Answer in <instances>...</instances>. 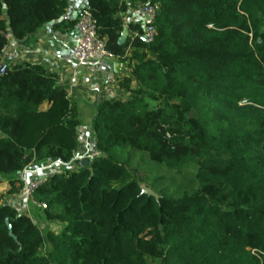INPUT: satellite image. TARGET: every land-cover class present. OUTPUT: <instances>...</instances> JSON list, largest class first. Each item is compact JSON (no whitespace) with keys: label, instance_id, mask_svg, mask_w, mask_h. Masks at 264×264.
Here are the masks:
<instances>
[{"label":"trees","instance_id":"16d2710c","mask_svg":"<svg viewBox=\"0 0 264 264\" xmlns=\"http://www.w3.org/2000/svg\"><path fill=\"white\" fill-rule=\"evenodd\" d=\"M132 1L159 4L150 43L138 24L119 41L122 0H86L106 48L128 62L133 78L120 81L127 97L95 107L100 154L35 189L46 203L35 211L59 232L0 204V264H264V0ZM67 6L0 0V59L7 34L22 41ZM78 125L55 74L38 63L9 64L0 74L6 194H19L18 174L31 162H71ZM123 153L164 167L173 184L187 180L174 190L158 188L169 176L148 185L119 160Z\"/></svg>","mask_w":264,"mask_h":264},{"label":"crops","instance_id":"0c3cea01","mask_svg":"<svg viewBox=\"0 0 264 264\" xmlns=\"http://www.w3.org/2000/svg\"><path fill=\"white\" fill-rule=\"evenodd\" d=\"M67 1V9L58 21L44 25L22 41L16 42L11 39L4 52L10 58L11 64L19 62L42 64L66 86L69 99L75 103L79 120L76 154L81 149L84 137L92 134L91 118L96 105L111 98L125 99L127 93L122 89L120 81L124 77L131 79L133 77L128 62L120 61L116 57L105 60L96 68L75 66L70 52L74 30L73 26L69 28L67 24L75 21L78 11L86 5V0ZM124 21L127 22V18H124ZM125 22L123 26L128 35V25ZM111 77L115 79L114 82L110 80ZM47 108L48 104L42 106V110ZM67 168L77 169L78 166L71 164ZM12 198L13 203L5 204L19 208L17 200L20 199V195H12ZM37 221L36 218L35 222Z\"/></svg>","mask_w":264,"mask_h":264},{"label":"built area","instance_id":"2783aa9c","mask_svg":"<svg viewBox=\"0 0 264 264\" xmlns=\"http://www.w3.org/2000/svg\"><path fill=\"white\" fill-rule=\"evenodd\" d=\"M127 11L122 16L127 18L126 25L138 24L142 29L141 38L150 43L154 40L156 30L154 19L159 10L158 3H140L132 0H122ZM74 38L70 49L71 58L76 67L96 68L101 66L105 60L115 58L106 48L105 40L101 38L96 31V25L90 9L84 5L77 13L74 25ZM136 35V33H134ZM8 40H11V35L7 34ZM8 41V42H9ZM5 48L0 59V74H2L10 62V58L5 54ZM115 81L113 77L110 78ZM100 153L96 147V140L90 134L84 137L81 149L74 155L69 163L62 162L59 159L45 160L43 162H31L26 165L18 174L19 180L22 183V188L19 192L21 203V212L27 216H31V212L46 208V203L38 201L34 196L35 189L44 182L52 174L67 168L74 164L81 166V161L86 159L88 162Z\"/></svg>","mask_w":264,"mask_h":264},{"label":"rangeland","instance_id":"374dc122","mask_svg":"<svg viewBox=\"0 0 264 264\" xmlns=\"http://www.w3.org/2000/svg\"><path fill=\"white\" fill-rule=\"evenodd\" d=\"M239 104H242V101L239 102ZM119 160L122 162H125L128 169L130 170H136L137 174L141 175V177L146 178L147 179V183L148 185L150 183H152L153 181H155L158 177L163 178L164 176H169L167 170L164 167L161 166H156L152 163H150L145 157L141 156L138 153H132V154H127V153H123L120 154ZM193 166L189 167V170L193 169ZM194 170V169H193ZM171 176V175H170ZM170 176L168 178V180H165V182H161V184H159L158 188H162L163 186H169L171 190L177 189V185L179 184L180 186H184L186 179H182V181L176 177V181H173L174 184L172 183V181L170 180ZM147 183H143L141 182V186L143 188H147ZM150 189V188H149ZM6 190H7V183L4 180H0V204L1 203H13L14 199L12 198V195H8L6 194ZM17 206L19 207L18 209L21 211V207L20 204L22 203V201L19 199L17 200ZM33 214V215H32ZM31 216L33 217H37L38 221V225L41 228V230H53L56 232H59L61 230V225L60 224H54V223H47L45 221L42 220L41 218V213H39L38 211H33L31 212Z\"/></svg>","mask_w":264,"mask_h":264},{"label":"water","instance_id":"95a60500","mask_svg":"<svg viewBox=\"0 0 264 264\" xmlns=\"http://www.w3.org/2000/svg\"><path fill=\"white\" fill-rule=\"evenodd\" d=\"M125 39H126V30L124 29L122 34H121V36H120L119 41L121 43H123L125 41ZM81 165L82 166H87L88 165V161L86 159H83L81 161ZM142 192L146 193V194H149V195L153 194L152 191L149 188H142ZM7 227H8V230H9V235H12V231H11L10 225L8 223H7Z\"/></svg>","mask_w":264,"mask_h":264}]
</instances>
